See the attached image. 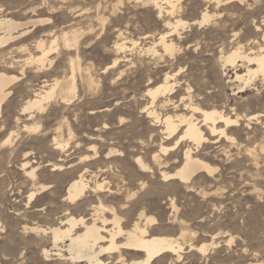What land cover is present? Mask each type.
Masks as SVG:
<instances>
[{"label": "rangeland", "instance_id": "374dc122", "mask_svg": "<svg viewBox=\"0 0 264 264\" xmlns=\"http://www.w3.org/2000/svg\"><path fill=\"white\" fill-rule=\"evenodd\" d=\"M42 1L0 0V11L5 15L10 12L7 16L16 22L42 21L34 27L27 25L30 33L23 44L32 55H38L32 48L36 40L41 39L46 50L53 47L48 56L52 63H46L42 74L36 76L33 69H27L24 76L19 75L18 69L4 72L17 80L10 85L11 94L0 116V264H70L54 260L55 257L46 262L41 251L51 249L50 236L41 238L29 232L33 227H55L62 219V200L69 182L83 174L89 186L102 179L111 184L120 178L136 183V176L125 175L136 169V156L147 160L151 167H158L153 165L151 155L159 153L160 128L151 127L143 111L150 107L147 88L160 84L167 73L172 75L181 69L176 76L177 93L172 94L177 100L190 84L192 90L202 92L196 99L205 98L207 105L226 108L227 112L232 107L249 115L264 107V85L256 81L255 87L232 92L229 81L235 78L236 70H245L226 68L227 74L222 76L216 63L220 53L235 48L244 53L264 50V0H241L220 6L211 0H180L174 18L187 25L180 31V40L173 38L178 48L174 58L163 56L157 46L158 56L148 52L169 18L158 17L151 5L121 0L120 6L116 0H107V9L102 11L106 19L103 33L95 23L93 35L67 50L63 48L61 34L81 20L75 18L69 7H91L94 0H47L46 5ZM32 8H36L35 13ZM204 12L210 20L202 25L193 24L201 20ZM70 59L74 62L76 85L70 100L61 103L56 95L44 104L43 112L23 113L26 102L44 81L49 85L54 79L65 82L70 78ZM171 107L168 104L155 110L164 115L172 112ZM244 125L234 134L236 142L245 143L260 133L254 122L250 124L251 130ZM25 127L38 128L30 131ZM8 137L10 141L4 144ZM57 142L61 147L55 145ZM227 146L225 153L213 147L206 152H193L217 171L210 178L205 174L196 177L192 191L181 185L167 186L157 174L154 176L150 190L160 192L162 197L177 195L178 215L184 225L168 223L171 221L165 199L159 200L162 221L157 210L150 215L162 224L164 234L175 237L180 228L186 234L180 258L165 257L153 264H264V153L248 155L235 143ZM111 149L116 153L107 157ZM182 151L183 148L171 153L166 161L169 164H161L160 168L177 167L182 162ZM160 158L164 159L161 155ZM25 162L28 164L24 167ZM54 165L62 166V171H53ZM32 167L34 179L26 174ZM35 190L34 201L28 204L29 194ZM91 197L88 193L83 198L74 217L86 214L85 203ZM146 203L150 205L151 201ZM201 245L207 247L205 254L189 247Z\"/></svg>", "mask_w": 264, "mask_h": 264}, {"label": "bare ground", "instance_id": "6f19581e", "mask_svg": "<svg viewBox=\"0 0 264 264\" xmlns=\"http://www.w3.org/2000/svg\"><path fill=\"white\" fill-rule=\"evenodd\" d=\"M127 1L128 3L129 1L138 3V5H151L155 8L158 17H164V15L169 17L164 21V30L158 34L154 47L148 49V52L158 56L160 53L155 50L157 46L160 48L163 56L174 58L178 48L173 42V38L175 37L177 40H180L182 35L180 31H184L187 25L186 22L174 18L175 13L179 10L178 3L180 0ZM211 1L220 6L222 3L240 2L241 0ZM76 2L83 1L78 0ZM115 2L120 6L122 4L121 0H116ZM42 3L46 5L47 0H43ZM107 5V0H94L93 7L79 5L74 9L69 7L75 18H81V20L77 21V26L69 27L68 32H62L61 41L63 48L72 50L79 44L81 39L89 38L93 35L95 23L99 25L101 32L104 31L106 19L102 11L107 9ZM113 6L116 8V5ZM31 11L35 13L36 8H32ZM9 13L7 11V15ZM7 15L0 11V63L4 67V71L0 72V116L3 105L11 94L10 85L17 80V77L8 76L4 72L18 69L19 75L24 76L28 71L27 69H33L36 76L37 74H42L46 63L48 62L50 65L52 63L48 59V56L53 49L52 46L48 50L44 49L45 44L39 39L32 46L38 52V55H32L31 49L23 44L24 39L30 33L27 30V25L30 24L34 27L38 23H42V21L19 23ZM209 20V14L204 12L201 20L193 24L202 25ZM83 24H86V26L84 27ZM119 35L122 36V34ZM123 46L120 44L119 47L123 48ZM159 56L161 57L162 55ZM216 63L219 65V71L222 76L227 74L226 68H234L236 70L239 67L245 70L243 73H240V69L236 70L235 78L229 81L232 92L235 90L242 92L247 87H255L256 81L264 85L263 48H260L257 52L250 50L248 53L242 52L241 48H235L227 53H220V56L216 58ZM70 67L71 76L68 80L60 82L54 79L49 85L47 81H44V85L39 91H36L32 98L26 102L22 112L26 113L32 110L43 112L45 109L44 104L56 95L61 100V103L69 101L71 95L75 94L76 90L73 74L74 62L71 59ZM180 73V68L175 74L171 75L167 73L160 84L157 82L156 86L148 87L146 90L150 107H144L143 113L147 119H150L152 123H150L151 127L160 128L159 133L162 136L161 139L159 138V153L151 155L153 165L158 167H151L147 160L136 156L133 158L136 169L127 171L125 174L136 176V183L120 178L111 184L106 179H102L100 182H94L93 186H89L83 174L72 179L67 185L66 194L62 200L64 202L62 219L57 222L55 227L47 229L33 227L29 231L31 234H35L41 238L50 236L51 249H43L41 251V255L46 262L58 260L69 262L70 264H153L165 257L178 259L185 243V229L180 228V233L175 235V237L168 236L162 231V224L159 220L150 215L154 210H157L160 221H162L163 215L158 210L161 208L159 200L165 199L168 203L169 221H171L168 223H178L180 226L184 225V222L181 221L182 216L178 215L177 195L172 193L162 197L160 192L151 191L150 188L154 183V176L157 174L160 182L167 186L181 185L184 189L192 191L196 177L205 174L210 178L217 171V168L212 167L204 158L193 152L199 153L209 147H213L218 152L225 153L229 147H226V145H233L235 143L241 151L246 152L248 155H252V152L264 153V107L259 112L249 115L244 112L241 114L239 113L240 109L232 107L227 112L226 108L219 109L214 104L207 105L205 98L196 99L197 96L202 95V92L198 89L192 90L190 84L185 88V93L180 94L177 100V96H172V94L177 93V91L174 92L178 83L176 76H179ZM46 76L48 75L46 74ZM168 104L172 105L171 113L165 112L166 114L160 115L155 110L158 107H163L164 109V106ZM249 104L250 101H247L246 105ZM252 122L259 126L260 133H256L252 138L247 139L245 143L236 142L234 134L238 133L241 125L245 123L244 126L248 130H251L250 124ZM37 128L25 127V129L30 131ZM248 135L249 133H246L247 137ZM9 141L8 137L3 143L5 144ZM55 145L60 146L58 142ZM181 148H183L182 152L184 153L182 162L177 167L171 169L166 167L160 168L161 164L168 163L166 161L171 153L179 152ZM112 153L116 152L113 150L109 151L106 156L109 157ZM160 155L164 157L163 160H161ZM27 164L28 162H25L23 166L25 167ZM53 168V171H62V166L54 165ZM26 174L31 179H34L35 169L32 167ZM149 177L152 179L151 181ZM43 189V186L40 187V190ZM36 192L37 190L32 193L30 192L28 204L34 201ZM88 193H91L92 197L89 202L85 203L88 207L86 214L74 217V211L83 204L82 200ZM146 201H151V204L148 205ZM230 241L231 239L228 242ZM60 244L63 246H59ZM189 247L200 254L207 252L205 245L196 248ZM51 257H55L56 259L53 260Z\"/></svg>", "mask_w": 264, "mask_h": 264}]
</instances>
